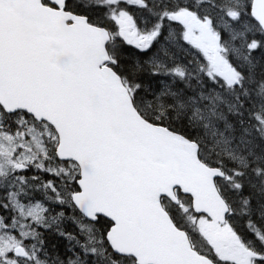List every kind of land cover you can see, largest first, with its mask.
I'll use <instances>...</instances> for the list:
<instances>
[{
	"label": "snow or ice",
	"instance_id": "snow-or-ice-1",
	"mask_svg": "<svg viewBox=\"0 0 264 264\" xmlns=\"http://www.w3.org/2000/svg\"><path fill=\"white\" fill-rule=\"evenodd\" d=\"M0 264H264V0H0Z\"/></svg>",
	"mask_w": 264,
	"mask_h": 264
},
{
	"label": "trees",
	"instance_id": "trees-1",
	"mask_svg": "<svg viewBox=\"0 0 264 264\" xmlns=\"http://www.w3.org/2000/svg\"><path fill=\"white\" fill-rule=\"evenodd\" d=\"M129 48H130V53L135 52V50L132 49L131 46H129ZM64 230L68 232H73L74 234L77 231L75 225H73L70 221L64 224ZM49 243L51 245H55L58 249L63 251L65 245L67 244V241L63 237H60L57 234L52 233L51 235H49Z\"/></svg>",
	"mask_w": 264,
	"mask_h": 264
}]
</instances>
